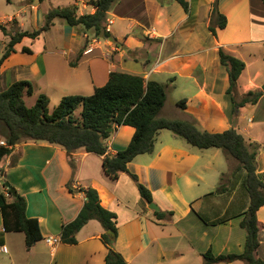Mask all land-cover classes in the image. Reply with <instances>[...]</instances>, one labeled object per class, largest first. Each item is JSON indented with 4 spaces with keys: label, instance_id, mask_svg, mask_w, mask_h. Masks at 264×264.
Returning a JSON list of instances; mask_svg holds the SVG:
<instances>
[{
    "label": "crops",
    "instance_id": "0c3cea01",
    "mask_svg": "<svg viewBox=\"0 0 264 264\" xmlns=\"http://www.w3.org/2000/svg\"><path fill=\"white\" fill-rule=\"evenodd\" d=\"M89 1L0 0V22L14 20L19 31L32 32L42 27L53 8L73 7L78 16L93 14ZM215 1L185 0L186 12L175 0H118L107 12V19L113 21L109 38H96L92 31L55 19L48 31L35 39L23 38L15 46L2 64L0 90L30 82L32 94L23 100L31 107L40 95L49 99L50 106L64 96H89L113 72L165 84L166 101L159 118L193 122L201 132L234 129L247 144L259 146L256 174L264 182V3L217 0L226 25L212 35ZM8 42L0 31V58ZM88 45L93 50L85 54ZM219 50L245 65L231 94ZM250 91L262 92L258 102L235 111L232 99L239 102ZM169 92L176 95L173 100ZM182 99L184 111L176 107ZM171 107L174 110L169 112ZM2 131L0 126V140L5 141ZM133 133L129 126L114 127L106 154L124 150ZM10 150L0 163V192L7 194L8 183L25 199V216L38 221L42 240L27 250L24 234L3 231L0 212V247L7 248L6 254L0 252V264H105L108 248L101 236L106 232L96 220L76 233L74 245L45 242L60 238L62 226L77 217L85 201L81 190L86 188L94 189L102 207L116 215L113 250L127 264H204L202 254L208 250L214 255L243 250L246 232L240 221L249 206L241 185L244 173L229 176L238 164L220 149L201 150L162 130L152 153L128 164V173L151 192L158 211L172 213L162 220L140 197L129 174L116 181L104 174L100 156L80 149L68 157L62 147L47 142H21ZM222 175L227 176L223 181ZM220 184L226 190L217 194ZM8 201H12L9 196ZM256 218L257 256L264 260V205ZM202 219L218 224L208 225Z\"/></svg>",
    "mask_w": 264,
    "mask_h": 264
},
{
    "label": "trees",
    "instance_id": "16d2710c",
    "mask_svg": "<svg viewBox=\"0 0 264 264\" xmlns=\"http://www.w3.org/2000/svg\"><path fill=\"white\" fill-rule=\"evenodd\" d=\"M9 2V0H6ZM165 3L171 0H158ZM177 1L184 11H188L185 0ZM118 0H90L89 4L95 8L93 14L78 16L73 7L53 8L44 18V24L38 30L28 32L19 31L16 22L10 24L0 22V31L9 37L4 52L0 58V73L4 61L15 52V46L23 38L35 39L46 32L53 25L55 19H61L69 27H81L85 31H92L96 38H109L105 31L107 12ZM264 3V0H262ZM226 18L217 10L215 1L211 13L209 31L216 35V29H223ZM24 53L29 50L24 48ZM220 64L226 69L229 78L228 94L234 92L237 80L245 65L222 50H219ZM32 94V87L28 81L11 84L5 91L0 90V126L3 127L2 137L8 147H14L21 142H47L62 147L68 157L77 150H84L102 157L104 174L112 181H116L121 174H129L127 166L132 160L144 154L152 153L158 133L168 130L176 137L185 140L189 145L198 149L216 148L237 162L238 167L229 176L243 172L242 187L249 198V206L242 214L240 227L246 232L245 242L241 253H227L214 255L211 250L202 254L204 264L232 263L242 261L245 264H264V260L257 256L259 248V227L256 213L264 205V182L256 174V157L259 146L247 144L244 138L234 129L221 133L201 132L193 122L169 120L159 118L165 101L166 85L155 81L145 82L142 78L122 73H110L107 83L96 88L89 96L69 95L61 98L53 107L47 97L40 95L35 104L27 107L23 98ZM262 96L261 91L248 92L239 101L232 99L234 110L244 105H254ZM180 110L186 109V100L176 102ZM129 126L134 129L128 146L113 156L106 154V141L111 136L114 127ZM10 149L0 146V163L10 153ZM70 166L74 170V165ZM135 182L140 197L148 205L153 203L151 192L138 182L136 176L129 174ZM227 178L222 175V181ZM72 191V188H68ZM220 184L217 194L225 192ZM84 194V205L77 217L69 224L63 225L60 242L66 245L76 244V233L90 220H96L104 232L110 231L112 237L104 233L101 236L108 248L105 264H127L120 254L113 250V243L117 235L116 215L102 207L97 192L92 188L81 190ZM8 201L0 192V212L2 215L3 231L7 233H22L25 237V248L29 250L35 243L42 240L38 221L25 216V199L16 194L14 197L7 190ZM171 212L155 211L154 215L162 220ZM216 225L218 223H208ZM222 223V222H219Z\"/></svg>",
    "mask_w": 264,
    "mask_h": 264
},
{
    "label": "built area",
    "instance_id": "2783aa9c",
    "mask_svg": "<svg viewBox=\"0 0 264 264\" xmlns=\"http://www.w3.org/2000/svg\"><path fill=\"white\" fill-rule=\"evenodd\" d=\"M112 24H113L112 20H108V19L106 20V23H105V31L106 32L110 33V28H111ZM92 50H93V48L90 45H88L85 48L84 53L85 54H89V53L92 52ZM0 146L7 147V148L11 149V147H8L6 142L3 141V140H0ZM0 176H1V170H0ZM5 196L8 197L9 196L8 193ZM45 242L49 246H54V245H57V244L60 243V238H47L45 240ZM0 252L3 253V254H6L7 253V248L5 246L0 247Z\"/></svg>",
    "mask_w": 264,
    "mask_h": 264
},
{
    "label": "water",
    "instance_id": "95a60500",
    "mask_svg": "<svg viewBox=\"0 0 264 264\" xmlns=\"http://www.w3.org/2000/svg\"><path fill=\"white\" fill-rule=\"evenodd\" d=\"M261 91L264 92V85L261 87ZM5 188L11 192L13 197L16 195V191L8 183L5 184ZM149 209L158 211V207L154 203L149 204ZM106 234L112 237V233L110 231L106 232Z\"/></svg>",
    "mask_w": 264,
    "mask_h": 264
},
{
    "label": "rangeland",
    "instance_id": "374dc122",
    "mask_svg": "<svg viewBox=\"0 0 264 264\" xmlns=\"http://www.w3.org/2000/svg\"><path fill=\"white\" fill-rule=\"evenodd\" d=\"M24 26L27 27V28H30V27H31L30 24H24ZM168 96H169L170 100H173V97H176V95H175L173 92H169V93H168ZM58 103H59V101L56 102V103L53 104V105L51 104V107L54 106V105H57ZM171 109L174 110L173 107H171V108L169 109V112L171 111Z\"/></svg>",
    "mask_w": 264,
    "mask_h": 264
}]
</instances>
